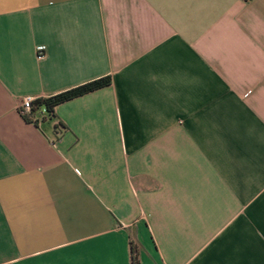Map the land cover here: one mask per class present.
<instances>
[{"label":"crops","instance_id":"obj_1","mask_svg":"<svg viewBox=\"0 0 264 264\" xmlns=\"http://www.w3.org/2000/svg\"><path fill=\"white\" fill-rule=\"evenodd\" d=\"M131 244L264 264V0H0V264H131Z\"/></svg>","mask_w":264,"mask_h":264},{"label":"trees","instance_id":"obj_2","mask_svg":"<svg viewBox=\"0 0 264 264\" xmlns=\"http://www.w3.org/2000/svg\"><path fill=\"white\" fill-rule=\"evenodd\" d=\"M110 83V77L104 76L85 82L81 85L67 89L55 95L37 99L32 103L30 115L25 118L28 120V118H31L33 116V112L37 111L36 116L42 115L41 120L51 119L54 116V108L57 105L82 96L84 94L93 92L95 90L101 89L105 86H108ZM130 259L131 264H139L137 248L132 244L130 245Z\"/></svg>","mask_w":264,"mask_h":264},{"label":"built area","instance_id":"obj_3","mask_svg":"<svg viewBox=\"0 0 264 264\" xmlns=\"http://www.w3.org/2000/svg\"><path fill=\"white\" fill-rule=\"evenodd\" d=\"M33 102H34V99L32 97H25V98L22 99V101H21V103L19 104V107H18L19 112L21 113V115H23L25 117L30 115ZM41 116L42 115L37 116V119L41 120Z\"/></svg>","mask_w":264,"mask_h":264}]
</instances>
